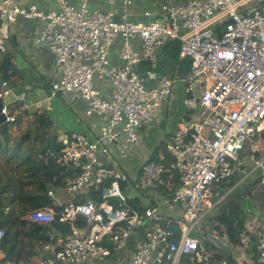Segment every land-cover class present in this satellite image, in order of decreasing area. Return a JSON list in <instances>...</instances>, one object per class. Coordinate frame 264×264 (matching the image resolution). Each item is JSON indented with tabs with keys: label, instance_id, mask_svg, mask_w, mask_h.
Wrapping results in <instances>:
<instances>
[{
	"label": "built area",
	"instance_id": "2783aa9c",
	"mask_svg": "<svg viewBox=\"0 0 264 264\" xmlns=\"http://www.w3.org/2000/svg\"><path fill=\"white\" fill-rule=\"evenodd\" d=\"M130 3L122 0L118 19L113 9L94 8L89 0H59L48 12L35 4L0 0V54L9 51L11 24L18 16L44 22L33 43L47 45L61 71L51 96L77 92L86 102L87 116L102 120L96 139L81 132H72L67 140L60 135L63 146L50 153L57 164L76 170L66 180L69 193L94 190L101 201L47 205L31 210L27 219L69 227L68 235L59 233L55 258L45 264H181L185 258L229 264L216 259L226 252L205 247L196 233L221 200L215 186L248 161L255 169L264 168V156L255 155L263 149L259 142L264 132V0H189L180 7L164 5L162 19L146 11L145 21L131 19ZM118 38L120 62L114 63L111 53ZM173 39L181 41L180 57L191 59L187 76L180 80L154 71L159 49ZM144 62L151 66L145 75ZM98 81L110 86L109 96ZM177 83L192 96L198 112L166 140L167 158L143 164L130 175L116 152L119 157L132 155L141 132L156 120ZM9 87L6 81L0 85V97ZM34 106L41 102L25 104L24 110ZM1 113L12 132L21 111L4 106ZM114 145L119 150H112ZM53 195L50 190L48 196ZM143 197L158 203L144 207L135 200ZM6 235L0 226V264H13L3 250ZM258 249L264 264V225Z\"/></svg>",
	"mask_w": 264,
	"mask_h": 264
},
{
	"label": "crops",
	"instance_id": "0c3cea01",
	"mask_svg": "<svg viewBox=\"0 0 264 264\" xmlns=\"http://www.w3.org/2000/svg\"><path fill=\"white\" fill-rule=\"evenodd\" d=\"M20 3L29 7L32 4L38 6L39 9L46 12L54 10L58 7L59 0H19ZM71 3H79L80 0H68ZM129 10L132 13V20L145 21L146 11L153 13V19H162L164 16L163 6L171 5L180 7L185 5L189 0H130ZM90 6L99 9H113L120 19L122 12V0H89ZM44 27V22L38 19L26 18L22 15L18 16L17 20L11 24V38L8 42L9 53L13 55V66L15 74L12 75L9 86L15 91L16 95L25 101V104L41 102L40 107H33L27 112L33 113L37 110H44L48 113L52 126L48 137L55 138V144L50 147H54L58 142V137L61 135L64 140L70 137L72 132H81L92 139H96L99 136V127L102 120L97 116H87L86 114V102L77 92H64L57 96L48 95V90L59 81L61 71L55 63V56L51 50L45 44L36 45L33 43V38L41 33ZM13 36L15 38L13 39ZM121 40L118 38L112 48V61L119 63V47ZM181 41L173 39L168 41L158 51V63L154 69L160 75H167L172 78H182V75L187 76L189 72V65L187 61L190 58H181ZM1 56L4 54H0ZM19 56L22 58L19 59ZM151 67L148 62H144L141 67V73L145 75L147 68ZM183 86L182 83H177L174 94L162 105L160 114L155 121L149 122L144 129V139L150 134L152 130L156 134H161L159 142L151 144L149 149L144 146L142 139L139 145L136 146L130 157H119L123 169L129 171L130 175L133 174L135 169L143 164L151 161L163 160V156L166 157V140L171 138L178 127L181 125L184 119L192 117L198 112V106L196 103H192V96L185 94L184 89L179 87ZM98 86L105 96L111 94L112 89L110 86H106L98 81ZM22 94H25L22 97ZM174 99V100H173ZM173 100V103L171 104ZM24 104V107H25ZM9 106L12 110L19 111L18 103H11ZM175 115L174 122L170 123L171 115ZM160 127V128H159ZM32 118L26 114L21 120L14 125L12 132H10L12 141L19 135L23 136L26 131L33 129ZM2 131V130H1ZM163 136V137H162ZM257 140V136L253 138ZM142 142V143H141ZM260 147L263 149L255 152L256 159H260L264 156V132L261 134V140L259 142ZM13 145V144H12ZM161 145V146H160ZM45 148L44 144L42 149ZM159 148V150H156ZM148 149V150H147ZM112 150H119L118 146H113ZM11 151L0 155V191H4L3 196L5 198V206L2 208V216L0 218L9 217L14 221L13 235L15 240L12 245L5 248V256L7 258L8 252H13V260L8 259L13 264H45L48 260L52 259V256H45L47 253H53L54 244L59 235L60 229L57 226L58 222H55L49 226H42L39 224H32L28 221V214L34 208V203L27 200V193H39L35 182L37 179L43 181L42 173H36L32 175L31 171H27V165L21 168L16 167L15 160L9 161ZM145 151L147 154L143 162L140 159V153ZM167 158V157H166ZM171 160V157H170ZM255 167V166H254ZM249 171L248 174L244 171L247 168V162L244 164L240 171L232 176L228 181H223L218 185V191L216 193L217 199H221L211 210V212L205 218L211 219L218 212V206L232 191H247L248 181L252 176L261 170V174L264 176L263 169H255ZM243 175L242 178H239ZM262 176V178H263ZM260 177V176H259ZM235 179V183L229 188V184ZM180 186L179 181H176ZM262 181H260V184ZM66 185V184H65ZM263 185V184H262ZM9 186V187H8ZM22 186V189L20 188ZM50 190L54 191L52 197L53 203L58 207L61 203H67L75 201L79 196H85L86 194H72L69 193L65 186L64 188L46 185ZM18 191V192H17ZM22 196L24 202V208L19 209V200L17 195ZM156 192L153 190L150 196H155ZM224 196V197H223ZM50 197V196H49ZM250 195L246 196L242 201L241 209L244 211L245 218V230L243 231L242 243L239 245H232L226 236H221L218 230H215L213 234L224 244L229 246V249H224L222 245H217L222 251L226 252L225 257L219 256L217 260H227L229 264H261L258 260V244L260 241L261 231L264 225V211H257L253 208V204L249 202ZM136 201L142 204V206H154L157 205L153 199L143 197L142 200L135 198ZM252 206V207H251ZM173 210L179 212L180 209L177 205H173ZM251 214L255 216L252 218ZM213 222V221H212ZM214 223V222H213ZM217 223V220L215 224ZM203 224V222H202ZM214 240V239H213ZM215 243V241H213ZM217 242V241H216ZM203 243V242H202ZM205 247H210L203 243ZM196 261L200 264H204L197 258H185L181 264H188L186 260Z\"/></svg>",
	"mask_w": 264,
	"mask_h": 264
},
{
	"label": "trees",
	"instance_id": "16d2710c",
	"mask_svg": "<svg viewBox=\"0 0 264 264\" xmlns=\"http://www.w3.org/2000/svg\"><path fill=\"white\" fill-rule=\"evenodd\" d=\"M12 59L13 55L9 52L2 56L0 55V76H2L6 82H10L12 75L15 74ZM187 63L190 67L191 59H189ZM183 77H185V75H182V78ZM25 114L29 116V119L32 118L34 128L23 133V136H21L22 134L17 136L13 141L9 129H6L5 131L0 130V155L12 150L9 161L15 160L18 169L27 165V171H31L32 175L42 173L43 181L37 179L33 182L37 185L39 193H27V200L34 203V208H39L53 203L52 198L48 196L47 189L49 187L46 185L50 184V186L63 188L66 184L67 178L74 176L76 170L72 167L57 164L52 156H50V153L60 150L63 146V141H58L60 144H57L54 147L42 149L43 144L50 134L52 126V121L48 113L44 110H37L33 113L25 110L19 114L17 123ZM156 150H159V148ZM23 154H25V158L22 159L21 157ZM48 154L49 157L46 162L45 158ZM262 176L263 174L258 178L259 182L262 180ZM234 183L235 179H232L229 188ZM20 188L22 189V186H20ZM247 191H232L217 207L218 212L213 216V218H216L217 220L214 229L218 230L221 236H226L232 245H239L242 243L246 216L241 209V204L247 195ZM3 193L4 191H0V216H2L1 211L5 206V196ZM90 198H93L97 202L101 201L99 194L94 190H90L85 196L77 197L75 202H82ZM0 226L4 227L7 231V235L3 242V250L5 251V248L12 245V242L15 240V236L13 235L14 221L7 216L6 218H0ZM57 226L61 233L68 235V225L57 223ZM210 235L211 234L206 235V239H208L207 245L212 247H217V245L221 246V244L213 240ZM213 241H215V243ZM7 259L13 260V252H8ZM186 262L188 264H200L194 260L190 261L189 259H187Z\"/></svg>",
	"mask_w": 264,
	"mask_h": 264
},
{
	"label": "rangeland",
	"instance_id": "374dc122",
	"mask_svg": "<svg viewBox=\"0 0 264 264\" xmlns=\"http://www.w3.org/2000/svg\"><path fill=\"white\" fill-rule=\"evenodd\" d=\"M181 90L184 89V86L180 85L179 87ZM60 96V95H59ZM174 100V99H173ZM173 100L171 102V104L173 103ZM175 115L172 114L170 117V123L174 122L175 120ZM160 128V127H159ZM142 134H144V130L141 132ZM12 135V134H11ZM144 137V135H143ZM163 137V136H162ZM161 138V134L159 136V134L154 133L152 130L150 131V134L147 135L144 139H142V142L144 141V146H147L149 149L151 148V144H153L154 142H159ZM141 142V143H142ZM148 150V149H147ZM146 153L145 151L140 153V159L143 162V160L146 157ZM22 159L25 158V154L22 155L21 157ZM255 166V163L253 161H248L247 162V168L244 169V171L242 173H246L248 174L250 170H252V168ZM261 175V170H258V172H256L252 178L248 181V191H247V195H250L249 198V202L253 204V208L257 211H264V185L260 184V182L258 181L259 176ZM243 175H240L239 178H242ZM262 181V180H261ZM9 187V186H8ZM218 186H215L213 188L214 192L217 193L218 191ZM18 192V191H17ZM237 192V191H235ZM246 195V196H247ZM17 199L19 200V209H21V207L23 209H25L24 206V202L22 199V196L20 194L17 195ZM252 207V206H251ZM255 215L251 214V217L253 218ZM210 217V216H209ZM205 218L203 220V224L201 223V225L198 226L197 231L199 233H196L197 236L200 237L201 241L205 244H207L208 239H206V235L207 234H211L215 232V219H211V218ZM214 223H213V222Z\"/></svg>",
	"mask_w": 264,
	"mask_h": 264
},
{
	"label": "water",
	"instance_id": "95a60500",
	"mask_svg": "<svg viewBox=\"0 0 264 264\" xmlns=\"http://www.w3.org/2000/svg\"><path fill=\"white\" fill-rule=\"evenodd\" d=\"M220 28H221V26H218V29H220ZM210 33L211 32H207L205 34V36L210 35ZM14 38H15V36H13V39ZM19 59L22 60V58L20 56H19ZM4 81L5 80L2 78V76H0V84H3ZM9 89H10V87H9ZM50 94H51V90H48V95H50ZM14 102L18 103V106H19L20 110L22 111L23 108H24L25 101L23 99H20L16 95L14 90L10 89V91H9V93L7 95H4L3 97H0V130H2V131H5L7 129V127H8V123L6 122V116L1 113L2 109H3V107L5 105H9V104L14 103ZM55 141H56L55 138L47 137V139H46V141L44 143V147L47 148V147L53 146L55 144ZM84 221H85V218L83 216H80L79 222L83 223ZM210 237L212 239H214L215 241L219 242L224 249H229V246L224 244L222 241H220L216 236L210 235ZM48 255L49 256L51 255L52 259L55 258L54 253L45 254L46 257H48Z\"/></svg>",
	"mask_w": 264,
	"mask_h": 264
},
{
	"label": "clouds",
	"instance_id": "9594fccd",
	"mask_svg": "<svg viewBox=\"0 0 264 264\" xmlns=\"http://www.w3.org/2000/svg\"><path fill=\"white\" fill-rule=\"evenodd\" d=\"M1 85V84H0ZM11 89V88H10ZM6 106V105H5ZM26 111H27V109H25ZM24 110V108H23V110L21 111V110H19V111H21V112H23V111H25ZM17 123V122H16ZM15 125V124H14ZM7 129H9V126L7 127ZM83 211H85V212H87V211H89V209H83Z\"/></svg>",
	"mask_w": 264,
	"mask_h": 264
}]
</instances>
